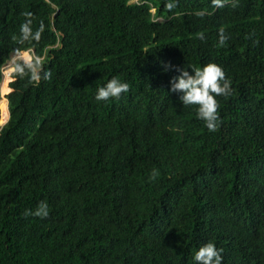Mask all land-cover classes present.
Returning <instances> with one entry per match:
<instances>
[{"label":"trees","instance_id":"obj_1","mask_svg":"<svg viewBox=\"0 0 264 264\" xmlns=\"http://www.w3.org/2000/svg\"><path fill=\"white\" fill-rule=\"evenodd\" d=\"M130 1L0 0V83L18 47L52 72L0 90V264H197L208 242L264 264V0ZM24 13L44 31L20 45ZM209 62L231 81L215 132L170 91ZM112 76L130 90L97 101Z\"/></svg>","mask_w":264,"mask_h":264},{"label":"clouds","instance_id":"obj_2","mask_svg":"<svg viewBox=\"0 0 264 264\" xmlns=\"http://www.w3.org/2000/svg\"><path fill=\"white\" fill-rule=\"evenodd\" d=\"M227 2L228 0H212V5L223 8ZM166 6L171 10L175 7V4L168 3ZM232 6L236 7V4L233 3ZM24 15L26 20L20 25V35L17 40L20 45H24L26 42L39 41L44 31L43 22L33 31L31 13H24ZM197 15L203 17L204 13L199 12ZM198 38L203 40V34H199ZM227 39L224 30L221 29L219 44H225ZM171 67L173 66L165 65L166 69ZM187 69L185 67L175 69L179 74L170 80V91L180 93L179 100L183 106H197V117L204 121L209 132H215L220 123L219 103L216 97L231 94V81L226 77L224 70L212 62L202 67H191L190 72ZM7 71L9 76L28 77L30 82L35 84H39L41 80L47 81L52 78L51 70L46 71L44 69V61L41 57L32 53L31 50H28V54H24L19 47L13 50V54L8 61ZM129 90L130 86L127 82H122L119 76H112L105 85L97 89L95 99L97 101H107L112 98L119 99L122 94ZM156 175V170H153L150 179H155ZM24 215L25 217L47 218L49 216L48 204L41 201L34 211L25 210ZM222 251V249H217L212 242H208L199 247L194 259L197 264H222Z\"/></svg>","mask_w":264,"mask_h":264},{"label":"rangeland","instance_id":"obj_3","mask_svg":"<svg viewBox=\"0 0 264 264\" xmlns=\"http://www.w3.org/2000/svg\"><path fill=\"white\" fill-rule=\"evenodd\" d=\"M136 0H131L130 2H135ZM152 12H153V10H152ZM24 54H28V51L27 52H23ZM9 61V60H8ZM8 61L6 62V64L4 65V67H3V70H2V82L0 83V90H1V92H3V84H4V82H5V79H6V77H7V75L9 76V74H8V71H7V65H8ZM10 77V81L8 82V87H9V83L11 82V80H12V78H11V76H9ZM0 95H1V93H0Z\"/></svg>","mask_w":264,"mask_h":264},{"label":"water","instance_id":"obj_4","mask_svg":"<svg viewBox=\"0 0 264 264\" xmlns=\"http://www.w3.org/2000/svg\"><path fill=\"white\" fill-rule=\"evenodd\" d=\"M8 120V119H7ZM7 122V121H6ZM6 122L4 123V124H0V127H2L3 125H5L6 124Z\"/></svg>","mask_w":264,"mask_h":264}]
</instances>
